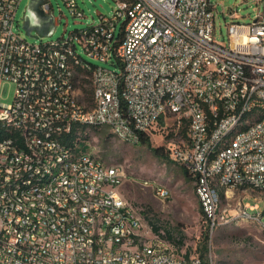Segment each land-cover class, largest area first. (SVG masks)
Returning <instances> with one entry per match:
<instances>
[{"label": "built area", "instance_id": "built-area-1", "mask_svg": "<svg viewBox=\"0 0 264 264\" xmlns=\"http://www.w3.org/2000/svg\"><path fill=\"white\" fill-rule=\"evenodd\" d=\"M115 1L98 23L58 38L65 51L55 52L50 41L29 44L16 21L20 0H0V124L20 132V139L0 140V258L17 264H185L184 255L166 254L168 244L144 217L135 222L134 204L125 202L121 187L110 185V178H127L117 167L78 157L82 166L73 163L72 171L34 183L36 174L74 148L59 138L45 141L48 129L60 130L61 120L78 128L79 119L107 121L109 129L139 144L168 115L160 104V95H168L177 124L186 126V137L171 142L169 156L196 182L207 231L230 220V209L215 203L207 186L212 169H220L216 177L227 183L228 195L235 188L264 190V122L233 144H219L225 124L238 120L241 109L264 107V13L251 22H230L224 44L214 34L212 0ZM64 2L74 16H85L78 0ZM41 7L49 14L52 4L43 0ZM67 48L121 67L94 63L96 102L80 98L81 72ZM36 70H44L45 80H36ZM6 84L15 85L12 102L1 100ZM225 108H233V115L224 116ZM28 123H42L43 131L29 132ZM215 146H223L222 157H210ZM43 190L57 193L61 213L44 208L38 199ZM16 191L37 193V209H24V201L11 207ZM237 212L264 226L259 200L239 202ZM97 213L109 215L110 225L100 226ZM51 215L61 216V228L53 227ZM109 232L129 235L136 251L109 246ZM139 234L150 235L149 245H140ZM152 243H160V250H152ZM194 256L197 264H210L201 252Z\"/></svg>", "mask_w": 264, "mask_h": 264}, {"label": "rangeland", "instance_id": "rangeland-1", "mask_svg": "<svg viewBox=\"0 0 264 264\" xmlns=\"http://www.w3.org/2000/svg\"><path fill=\"white\" fill-rule=\"evenodd\" d=\"M29 0H20L16 21L20 29L33 42L56 41L69 31L82 28L100 21L101 14H110L115 7V0H78L85 16H74L64 0H48L52 4L50 13L55 17V29L51 35H40L32 31L31 37L24 28V18L29 16L26 6ZM215 4V37L217 41L229 43V23L232 21L251 22L258 13H264V0H212ZM26 14V15H25ZM37 20L33 18L32 22ZM16 22V28L18 24ZM85 56V55H84ZM90 61L121 71V67L111 62L103 63L85 56ZM80 98L85 102L93 99L91 84L87 78L80 84ZM15 85L6 84L1 100L12 102ZM185 124H177L176 117L168 113L150 135L151 146L130 143L116 137L107 126L90 127L79 134L84 143L80 148L89 149L102 160L110 164H119L126 172V179L121 186L122 193L134 204L142 221L160 227L157 236L169 242L179 254L201 252L205 234L209 228L201 211L199 197L193 181L179 164L158 156L153 151L156 146H163L167 151L173 140L179 142L186 137L182 131ZM186 129V126H185ZM86 133V134H85ZM165 185L171 196L162 199L155 194V185ZM234 192L224 193L222 207L229 208V221L219 224L212 232L209 230V251L205 258L210 264H264V227L256 218H240L237 212L239 202L259 200L260 211H264V191L252 188H235ZM264 221V216H263ZM170 233L172 239L163 236Z\"/></svg>", "mask_w": 264, "mask_h": 264}, {"label": "bare ground", "instance_id": "bare-ground-1", "mask_svg": "<svg viewBox=\"0 0 264 264\" xmlns=\"http://www.w3.org/2000/svg\"><path fill=\"white\" fill-rule=\"evenodd\" d=\"M29 44H36L33 40H29ZM50 51L63 52L65 51V44L62 41L54 40L50 41ZM68 60L71 61L72 65H76L78 71L81 72V81L82 79L87 78L91 84L93 99L90 102H96V97L99 92V84H94V62L87 59L85 56L91 58L88 55L84 56L83 52H79L76 48H67ZM92 59V58H91ZM36 80H45L44 70H36ZM160 104L163 106L164 114L171 113L173 114V106H171V99L168 95H160ZM233 108H225L224 116H232ZM252 120V121H247ZM264 122V107L259 108L258 110H251V108H243L240 110V115L238 120H232L231 124H225L223 130V136H219V144H233V140H239L245 133H251L254 130V123H263ZM82 125L87 128L90 127H101L107 126V121H100L95 119H79V127L77 130V138H80L81 127ZM83 128V127H82ZM73 127H68V120H61V128L58 129H48L45 133V141H52L59 138V144H67V147H74L71 152L68 154L60 155L57 157L56 162L50 164V168L47 172L43 174H36L34 176V183H48L50 180L56 179L59 172L72 171V165L82 166V159L78 157L87 156V163L91 164H100L101 166L117 167L121 173L126 177V172L122 166L119 164H110L102 160L100 157L95 155L92 151H89L84 148H80L82 144L77 145V139H73L71 143L64 141L65 135L72 132ZM116 137L123 139L130 143H136L131 141L130 138H126L122 133H116V129H109ZM29 132H42L43 124L42 123H28ZM84 133V132H83ZM86 134V133H85ZM20 139V132H17L16 128H8V125L0 124V140L8 139ZM88 154V155H87ZM223 154V146H215L210 150V157L220 158ZM178 164V163H177ZM220 176V169H212V175H208L207 186L209 187L210 192H214V202L217 204H222V198L224 193H228V185L225 183ZM195 191L200 200V193H198L196 188V182L193 181ZM123 184V179L121 177L110 178V185H115V187H121ZM155 194L162 198L167 199L171 196L170 189L165 185H155L154 186ZM262 190V189H259ZM264 191V190H263ZM38 199L44 200V208L52 209L53 213H61V203L57 200V193L52 192L51 190H43L38 192ZM37 193H27L26 191H16L15 199H11V207H18V201H24V209H37ZM125 202H130L125 197ZM133 214L135 222H143L140 214L133 205ZM256 218V217H248ZM259 220V219H258ZM260 221V220H259ZM51 222L54 228H61V216L60 215H51ZM97 222L100 226L110 225L109 215L104 213H97ZM224 223V222H223ZM263 226L262 222L260 221ZM221 224V223H220ZM84 225H91V218H84ZM219 225H216L217 227ZM264 227V226H263ZM159 237V236H157ZM109 246H116L122 248V251H136V244L129 243V235H120L118 232H109L108 233ZM140 245H149L150 235L148 234H139ZM166 245V254L177 253L171 246L169 242L165 240ZM152 250H160V243H152ZM184 263L185 264H197L194 253H185L184 254ZM0 264H17L16 261H8V258H0Z\"/></svg>", "mask_w": 264, "mask_h": 264}, {"label": "water", "instance_id": "water-1", "mask_svg": "<svg viewBox=\"0 0 264 264\" xmlns=\"http://www.w3.org/2000/svg\"><path fill=\"white\" fill-rule=\"evenodd\" d=\"M43 0H29L26 6V11L29 16L24 18V28L26 33L31 37H36L32 34L34 29L38 30L40 35H51L55 29V17L53 13H45L41 7ZM37 20L32 22L33 18Z\"/></svg>", "mask_w": 264, "mask_h": 264}, {"label": "trees", "instance_id": "trees-1", "mask_svg": "<svg viewBox=\"0 0 264 264\" xmlns=\"http://www.w3.org/2000/svg\"><path fill=\"white\" fill-rule=\"evenodd\" d=\"M91 94H92V90H91ZM82 127H83V128H82ZM82 127H81V130L83 129L82 131L84 132L85 129H86V126H85V125H82ZM77 130H78V126H77V125H74V127H73V129H72V132L69 133V134H67V135H65V137H64V141L66 140L65 142H67V143H71V142L73 141V139H74L75 137H77ZM185 130H186V129H185V126H184V128H182V131L185 132ZM140 143L143 144V145L151 146V139H150V136L147 135V134H143ZM153 151L155 152L156 155H158V156H162V157H165L166 160L174 162V161L170 158V156H169V150L166 151V150L163 148V146H156V147L153 148ZM182 169H183V168H182ZM183 170H184V172L188 175V177L192 180V177H191V175L188 173V171L185 170V169H183ZM200 206H201V205H200ZM201 211L203 212L202 208H201ZM154 229H155L156 231H160V227H159L158 225H154ZM163 236H166V237L172 239V235H171L170 233H168V232L165 233V234H163ZM208 240H209V231L206 232V234H205V241H204V243L201 245V255H202L203 257H205V254L209 251Z\"/></svg>", "mask_w": 264, "mask_h": 264}, {"label": "crops", "instance_id": "crops-1", "mask_svg": "<svg viewBox=\"0 0 264 264\" xmlns=\"http://www.w3.org/2000/svg\"><path fill=\"white\" fill-rule=\"evenodd\" d=\"M157 232V231H156ZM158 233H160L159 231H158ZM160 234H162V233H160Z\"/></svg>", "mask_w": 264, "mask_h": 264}]
</instances>
